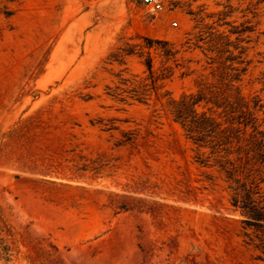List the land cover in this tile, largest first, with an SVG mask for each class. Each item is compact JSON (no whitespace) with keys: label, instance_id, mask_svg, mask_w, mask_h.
Wrapping results in <instances>:
<instances>
[{"label":"rangeland","instance_id":"rangeland-1","mask_svg":"<svg viewBox=\"0 0 264 264\" xmlns=\"http://www.w3.org/2000/svg\"><path fill=\"white\" fill-rule=\"evenodd\" d=\"M160 2L0 0V264H264L233 182L196 161L163 96L239 95L264 130V3ZM219 34L238 45L230 56ZM140 36L173 44L166 63L151 53L154 76L172 74L147 101L123 103L106 87L151 81L143 59L110 54ZM232 61L229 90L220 71Z\"/></svg>","mask_w":264,"mask_h":264},{"label":"trees","instance_id":"trees-1","mask_svg":"<svg viewBox=\"0 0 264 264\" xmlns=\"http://www.w3.org/2000/svg\"><path fill=\"white\" fill-rule=\"evenodd\" d=\"M260 3H264V0H256V6ZM230 32L239 33L242 30ZM201 35L199 34L193 42L195 47L198 46L197 42L202 40ZM218 37L224 39L225 46L218 52H229L230 56L232 52L229 47L233 45L237 48L238 45L232 43L229 35L219 34ZM236 39L240 41L238 37ZM136 40L130 39L118 46L110 54V60L121 65L125 63L126 58L143 59L151 82L149 85L142 84L140 90L135 87L128 88L127 79H122L114 86H107L106 94L123 103L128 100L147 101L151 93L157 95L160 88L156 84L157 81L171 76L172 72L168 66L162 68L160 75L154 76L152 51L158 52L165 59V63L177 53L173 44L164 39L140 36ZM189 40L188 38L186 42ZM229 56L225 61L234 60V57ZM221 69L220 79L225 80L228 89L232 90L234 81L238 80L239 68L234 66L232 61L227 66L223 62ZM209 87L207 92L200 88L196 92L183 93L177 99L168 92L163 96H167L168 110L173 120L180 124L186 137L196 148V161L217 166L219 171L225 174L226 180L233 182L229 186L232 191L231 205L245 216L243 222L246 226L256 227V242L252 237H249V241L258 252V257L264 259V190L260 187L264 177L259 176V182L254 185L238 183L242 178L244 181H256V171L258 174L264 172L261 169L264 168V130L259 128L260 125H256L255 113L250 110L249 103L243 97L235 94L232 101L217 103L212 101V95L207 97V94L213 93ZM255 107L256 100L253 109ZM217 109L221 111L216 114ZM130 139L131 136L126 138ZM256 164L257 169L254 168ZM244 235L249 236V233L245 232Z\"/></svg>","mask_w":264,"mask_h":264},{"label":"built area","instance_id":"built-area-1","mask_svg":"<svg viewBox=\"0 0 264 264\" xmlns=\"http://www.w3.org/2000/svg\"><path fill=\"white\" fill-rule=\"evenodd\" d=\"M144 3L147 4L152 10H157L162 8L160 0H144Z\"/></svg>","mask_w":264,"mask_h":264}]
</instances>
